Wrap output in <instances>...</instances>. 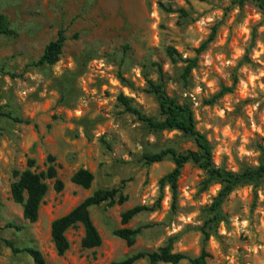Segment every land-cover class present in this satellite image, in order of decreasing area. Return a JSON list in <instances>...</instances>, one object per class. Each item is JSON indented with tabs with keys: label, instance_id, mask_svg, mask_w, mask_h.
<instances>
[{
	"label": "rangeland",
	"instance_id": "1",
	"mask_svg": "<svg viewBox=\"0 0 264 264\" xmlns=\"http://www.w3.org/2000/svg\"><path fill=\"white\" fill-rule=\"evenodd\" d=\"M0 14L16 32L0 35V264H35L4 241L37 250L46 264H111L166 245L189 258L204 250L207 264H264V177L256 187L234 188L217 223L210 208L221 185L187 163L172 206L168 185L160 191L158 184L174 168L171 156L151 164L144 156L195 151L193 140L148 129L118 101L125 96L159 121L149 82L162 85L192 110L217 168L239 174L264 165V23L255 0H0ZM60 30L66 40L58 62L34 66ZM222 87L230 91L209 104ZM48 155L63 189L47 181L38 220L29 223L11 198L14 172L29 159L35 172L44 171ZM81 168L94 177L86 190L70 182ZM99 190L114 191L112 200L89 208L101 244L82 248L78 224L58 256L51 222ZM136 206L146 211L121 225L122 212ZM121 228L140 229L132 247L113 235Z\"/></svg>",
	"mask_w": 264,
	"mask_h": 264
},
{
	"label": "trees",
	"instance_id": "2",
	"mask_svg": "<svg viewBox=\"0 0 264 264\" xmlns=\"http://www.w3.org/2000/svg\"><path fill=\"white\" fill-rule=\"evenodd\" d=\"M257 6L261 11L264 23V0H255ZM0 35L15 36L16 32L7 26L5 18L0 14ZM212 36L204 42L198 51L203 50ZM64 31L60 30L54 40L50 41L43 49L40 58L33 64L34 66H52L58 62L59 56L65 43ZM171 56L174 53L172 48L167 49ZM196 65V59L189 62L186 68L188 74ZM149 92L154 93L159 101V112L162 117L161 120H156L147 117L136 108L130 105L129 99L120 95L118 101L122 107L129 113L135 115L140 121L144 122L146 127L155 132L161 131H178L183 135L191 138L196 146L195 151H188L184 154H177L173 150L161 151L157 154L145 155L144 160L147 164L161 162L167 155H170L174 163V168L159 180V190L168 185L171 196L172 206L177 194V181L181 174V169L187 163L197 165L207 176L208 182H215L221 185V188L214 199L210 211L213 213V220L217 223L221 222L223 218L220 214V208L223 200L228 196L234 188L239 185L253 183L256 187L259 179L264 177V165L257 168L246 169L242 173L236 174L233 172L224 171L217 168L212 160V149L204 134L200 133L195 127V119L192 110L186 106L177 103L174 99L169 97L164 91L162 85H155L149 82ZM230 88L222 87L221 90L208 101L209 104L214 102L215 98L228 93ZM47 167L44 171L39 173L33 169L35 167V160L29 159L26 162V169L21 172H14L17 180L11 185V198L15 203L22 206V217L29 223H35L38 220L39 209L46 196L49 187L47 181H53V189L60 192L63 189V183L57 178V170L55 165V158L48 155L46 158ZM93 174L86 169H78L70 177V182L82 189H89L93 182ZM114 191H96L91 196L84 199L81 203L75 206L67 214L54 219L50 224V238L58 256L64 255L69 249V241L66 238V232L76 225L80 224L84 229V236L81 240V247L84 249H91L98 247L101 244V238L94 227L90 215L89 208L99 206L100 204L112 200ZM146 211L143 206H136L125 210L121 214V225H127L137 215ZM5 228L15 229L20 231L21 226L8 223ZM140 234V229L121 228L113 232V235L123 240L128 247L135 244L136 237ZM204 240L208 239V235L204 232ZM12 253L20 252L27 253L35 264H46L41 254L32 248H24L18 250L13 247L9 241H4ZM141 259H146L147 264H207L209 254L202 250L201 253L194 258H189L186 255L173 252L170 246H163L155 251L137 252L125 258L120 262H113L111 264H134Z\"/></svg>",
	"mask_w": 264,
	"mask_h": 264
}]
</instances>
